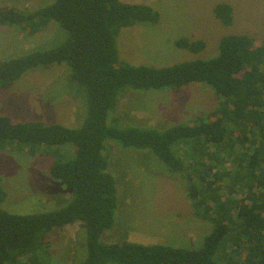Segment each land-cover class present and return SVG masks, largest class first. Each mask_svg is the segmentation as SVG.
Wrapping results in <instances>:
<instances>
[{"label":"trees","instance_id":"obj_1","mask_svg":"<svg viewBox=\"0 0 264 264\" xmlns=\"http://www.w3.org/2000/svg\"><path fill=\"white\" fill-rule=\"evenodd\" d=\"M47 4L42 2L33 11L0 8L2 27L34 35L55 21L68 32L56 47L1 60L0 90L9 89L31 70L65 65L70 69L68 80L85 91L87 118L74 129L15 123L0 116V151L22 144L31 156H54V147L73 144L75 157L57 160L50 169L73 197L60 210L15 214L1 207L7 194L0 179V264H51L47 237L77 222L84 224L88 252L78 264H264V45H256L248 35H232L221 40L214 58L161 68L134 67L120 63L116 37L122 28L156 23L159 15L151 7L122 0ZM215 14L232 25L230 5L218 4ZM176 45L193 53L205 49L202 41L180 40ZM191 83L205 84L220 100L207 118L166 130L114 125L119 120L114 115L118 103L128 90L178 92ZM108 141L150 151L170 173L187 179L195 216L212 224L201 248L102 241L115 225L119 204Z\"/></svg>","mask_w":264,"mask_h":264},{"label":"rangeland","instance_id":"obj_2","mask_svg":"<svg viewBox=\"0 0 264 264\" xmlns=\"http://www.w3.org/2000/svg\"><path fill=\"white\" fill-rule=\"evenodd\" d=\"M122 1L146 5L159 15L156 23H137L119 31L116 46L123 64L161 68L214 58L221 40L232 35H248L255 39L256 45H264V0ZM42 2L50 5L54 0H0V8L33 11ZM220 3L233 8L230 26L215 14ZM67 37L68 32L55 21L34 35L27 30L0 26V61L51 49ZM180 40L202 41L205 49L193 53L179 48L176 44ZM69 74L65 65L25 73L9 89L0 90V116H8L15 123L82 127L87 118L86 94L78 83L68 80ZM219 105L212 89L199 83L186 85L178 92L128 90L120 98L114 114L119 120L114 125L166 130L178 124H193L200 116L207 118ZM21 145L0 151V179L7 194L2 209L15 214H35L65 207L72 199V191L54 179L50 169L57 160L73 159L76 147L68 143L54 147V156H31ZM107 147L119 204L115 225L102 241L201 248L212 224L195 216L186 193L187 179L170 173L166 164L150 151L125 148L114 141H108ZM220 184L224 187L226 181ZM221 194L224 199L225 191ZM83 229L84 224L77 222L49 234L51 264H78L87 258V234Z\"/></svg>","mask_w":264,"mask_h":264}]
</instances>
